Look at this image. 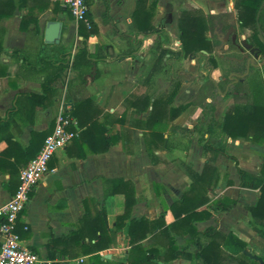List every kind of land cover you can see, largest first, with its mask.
<instances>
[{"label": "crops", "instance_id": "1", "mask_svg": "<svg viewBox=\"0 0 264 264\" xmlns=\"http://www.w3.org/2000/svg\"><path fill=\"white\" fill-rule=\"evenodd\" d=\"M86 2L94 30L85 36L79 32L80 25L85 24L76 22L58 0H14V14L0 18V205L16 191L21 170L39 152L44 135L54 129L65 105L71 106L73 116L69 129L75 136L53 155L48 172L18 219V233L23 244L39 256L37 264H97L92 259L96 253L101 255L102 264H128L131 221L143 217L155 221L164 213L167 225L174 222V213L168 208L194 183L185 167L199 174L207 164L210 171L200 180L197 192L206 198L201 209L211 216L196 221L197 228L214 226L225 233L232 231L249 246L254 238L263 242L249 224L247 209L258 201L260 191L241 186L239 169L259 174L264 142L233 138L220 128L229 109L253 101L259 74L264 85V54L251 44V30L234 22L235 27L220 37L223 42L213 53L203 50L188 58L166 53L163 69L152 75L161 43L174 51L182 49L177 28L182 9L191 6L205 13L234 14L235 0L214 1L215 12L205 10L204 0H144L146 7L156 3L153 25L165 30L148 35L139 33L134 22L139 0ZM262 8L264 41V5ZM54 20L63 23L59 43H49L45 38L47 24ZM227 44L238 54L222 55L225 66L215 54H221ZM201 57L205 62L199 66ZM187 59L186 68L175 67ZM62 62L69 64L56 76ZM177 72L195 76L182 79L173 100L174 106L187 107L174 120H166L167 140L154 146L157 159L153 161L147 146L148 130L139 124L147 119L151 108L137 113L132 104L144 94L167 91L170 75ZM209 80L215 84L211 82L206 93ZM203 97L205 105H215L212 129L205 134L207 117L198 104ZM171 123L192 131L170 135ZM197 126L201 129L195 130ZM203 134L213 147L223 149L214 161L209 159L211 153H204L199 140ZM114 178L131 179L135 187L136 201L120 226L116 225L117 218L125 212L126 197L105 191L104 180ZM224 197L238 204L222 211L217 201ZM99 215L106 218L111 234L116 229L115 236L109 247L90 252L86 246L95 239L91 241L87 235L88 223L80 237L73 233L85 219ZM177 228L172 234L181 245L191 236L181 234L185 227ZM166 242V238L151 234L142 240L145 247H156L160 255L166 252ZM193 249L191 244L189 250ZM156 260L160 264L193 262L182 258Z\"/></svg>", "mask_w": 264, "mask_h": 264}, {"label": "trees", "instance_id": "2", "mask_svg": "<svg viewBox=\"0 0 264 264\" xmlns=\"http://www.w3.org/2000/svg\"><path fill=\"white\" fill-rule=\"evenodd\" d=\"M143 2L144 0H139V7L134 13V22L138 32L145 35L164 32V29L153 25L156 3L154 2L150 7H146V5H142ZM263 5L264 0H235L236 19L241 27L251 30V44L256 51L262 54H264V41L261 39V32L263 31L261 25ZM260 10L261 13L259 14ZM14 11V0H0V18L12 16ZM230 17V13H205L202 9L194 7L182 9L177 18V28L182 42V49L174 51L169 47L163 46V43H161V50L154 65L152 75L155 76L157 72L163 69L162 63L166 53H175L186 58L197 55L203 50L213 52L223 42L220 37L224 36L231 27H235L234 22L230 21ZM93 30V24L90 28L81 24L79 28V32L84 34V36ZM169 41L168 39L167 42ZM68 64L62 62L58 68V72H56V76ZM259 75L260 82L259 86L255 87L253 101L245 102L229 109L226 112L224 120L220 123L222 131L233 138L243 136L250 140H261V142L263 140L264 142V85L263 76ZM194 77V73L192 72L172 73L169 77L170 88L167 91L158 95L155 93L144 94L132 104L136 107L137 113H142L151 108L147 119L140 121L139 124L148 130L149 138H147V146L153 161L157 159L154 146L166 143L167 140L164 137L167 127L166 120H174L187 107V105L179 107L173 105V100L179 90L181 81L183 78L193 79ZM212 82L215 84L214 81ZM33 96L36 97V95ZM202 107L204 108V114L207 117L206 122L208 123L204 132L205 134L209 132V129H212L210 123L215 120V105L208 103L207 105H202ZM91 128L92 126L90 125L87 130L89 131ZM196 129L201 128L197 126L195 127ZM178 131L188 132L192 130L171 123L169 128L170 135ZM51 132L44 135V140ZM204 134L200 136L199 140L203 143L205 155L211 153L209 159L214 161L223 149L213 147L209 141H206ZM210 168L211 166L207 164L202 173L198 174L192 169L185 167L186 171L194 179V183L189 190L184 192V196L180 201L173 203L168 208V210L174 213V222L167 225L164 222V213L155 221H150L146 217L131 221L128 227L131 244L128 252V264H160L156 260L158 258L164 261L176 258L192 261L198 260L201 264H264V256H260L263 259L261 263L259 260L253 259L245 253L248 243L234 232L225 233L214 226L199 230L195 225L196 221L211 216L208 211L201 209L206 203V198H202V194L197 192L200 180H203L208 175ZM239 173L242 187L259 189L260 191L258 201L253 205L247 206V209L250 214V226L264 242V161L257 175L243 169H239ZM104 181L106 194L123 193L126 197L125 212L118 216L116 224L118 226L123 225L124 220L129 217L131 208L136 201L133 181L125 178L105 179ZM109 185L110 188L108 187ZM237 204V200L228 197L217 201L218 208L222 211H228ZM86 223H88L87 227L88 231H90L87 235L90 236L91 241L95 239V243L90 242L86 246L88 247V251H99L109 247L115 236L116 229L113 231L114 234H111L107 230L106 218L103 215L85 219L83 225H81L77 232L73 233V236L80 237ZM182 226L185 228L182 231L183 233H180H189L191 237L184 244L180 245L172 234V230ZM149 234L155 238L159 236L167 239L165 244L167 248L164 255H160L156 247H145L142 244V240L147 238ZM191 244L194 245V249L190 251ZM92 259L97 264L103 263L99 253L94 254ZM232 260H235V262H232ZM104 264L109 263L104 262Z\"/></svg>", "mask_w": 264, "mask_h": 264}, {"label": "built area", "instance_id": "3", "mask_svg": "<svg viewBox=\"0 0 264 264\" xmlns=\"http://www.w3.org/2000/svg\"><path fill=\"white\" fill-rule=\"evenodd\" d=\"M68 9L73 19L84 23L86 27L92 26L89 17V7L86 0H58ZM70 105H65L59 113L53 131L45 138L39 152L21 170L18 187L12 197L0 205V264H37L40 259L37 253L24 245L17 224L20 215L26 209L32 192L39 181L49 170V162L53 155L64 148L75 134L69 129L73 123Z\"/></svg>", "mask_w": 264, "mask_h": 264}, {"label": "rangeland", "instance_id": "4", "mask_svg": "<svg viewBox=\"0 0 264 264\" xmlns=\"http://www.w3.org/2000/svg\"><path fill=\"white\" fill-rule=\"evenodd\" d=\"M214 1H217V0H204V2H205V4H206V7H207V9H205V10H208V12H209V10H211V11H213V12H215L216 10H217V8H216V6L214 5ZM230 0H224V2L225 3H228ZM185 5H188L189 6V4H187V3H185ZM215 6V7H214ZM191 7V6H190ZM177 9L179 10L180 9V7H177ZM175 12V11H174ZM233 13L234 14H231V17H230V21L232 20L233 22H235L236 24H237V26L239 27V23H238V20L236 19V17H237V10H236V8H235V11H233ZM235 17V18H234ZM174 18V17H173ZM173 20V19H172ZM240 28V27H239ZM224 39H226V38H224ZM242 40V39H241ZM204 51H206V50H204ZM213 53V52H212ZM238 54V52H237V50L236 49H234V48H232L231 47V45L230 44H227V45H224L223 46V48H222V53L220 54V53H217V54H215L216 56H218V57H220L219 58V62L222 64V65H225L226 66V61H224V60H221L222 59V55L223 56H225V57H229V56H231L232 54ZM217 57V58H218ZM186 58H188V57H186ZM201 60H200V62L198 63V65L199 66H202V64L205 62V57H201L200 58ZM189 64V59H187V60H184V61H182V62H180V63H176V65H175V67L176 68H186L187 67V65ZM198 66V67H199ZM223 68H224V66H223ZM228 70V69H227ZM211 82L212 81H210L209 80V82H207V85H208V88L205 90V92L206 93H208V92H210V90H209V87H210V84H211ZM199 103L198 104H200L201 106L202 105H205V97H203L200 101H198ZM251 246H247V249L249 250V251H251L253 254H255V255H259V256H264V242H261V241H259V240H257V239H253V242H251V244H250ZM162 250H163V248H162ZM232 262H235V260H232ZM185 264H201V262L199 261V262H196V261H193V262H186Z\"/></svg>", "mask_w": 264, "mask_h": 264}, {"label": "water", "instance_id": "5", "mask_svg": "<svg viewBox=\"0 0 264 264\" xmlns=\"http://www.w3.org/2000/svg\"><path fill=\"white\" fill-rule=\"evenodd\" d=\"M62 29H63V23L61 21L59 20L50 21L47 24L45 30L46 41L49 43H59ZM252 59H253L252 57L249 58V63L252 61ZM245 253L249 255L251 258L257 259L262 263L263 259L260 256L253 254L248 249L245 250Z\"/></svg>", "mask_w": 264, "mask_h": 264}]
</instances>
